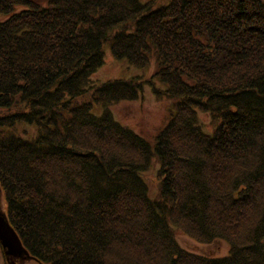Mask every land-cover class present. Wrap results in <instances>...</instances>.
I'll list each match as a JSON object with an SVG mask.
<instances>
[{
	"label": "trees",
	"instance_id": "1",
	"mask_svg": "<svg viewBox=\"0 0 264 264\" xmlns=\"http://www.w3.org/2000/svg\"><path fill=\"white\" fill-rule=\"evenodd\" d=\"M104 45L137 67L155 62L165 87H150L174 110L152 143L109 108L139 98L144 80L91 82ZM1 111L0 200L30 256L16 260L264 264L262 0H0ZM198 111L218 122L212 133ZM175 229L229 252H189Z\"/></svg>",
	"mask_w": 264,
	"mask_h": 264
},
{
	"label": "rangeland",
	"instance_id": "2",
	"mask_svg": "<svg viewBox=\"0 0 264 264\" xmlns=\"http://www.w3.org/2000/svg\"><path fill=\"white\" fill-rule=\"evenodd\" d=\"M146 1V0H142ZM264 3V0H262ZM104 62L103 64L90 76L91 82H102L111 78H129V77H139L144 80L142 92L136 100L120 101L110 105V110L114 118L123 125L128 126L137 134L143 136L150 143H152V138L158 129H161L167 119L170 117L173 107V101L165 96H156L153 93L152 87H150V82H153L158 88H164V84L155 76L153 73L155 71V62L151 60V63L146 67H137L135 65L129 64L125 59H116L111 56L109 47L104 45ZM146 79L148 81H146ZM97 113L101 111L98 108ZM6 111H1L3 114ZM198 122L202 129L206 132L212 133L215 125L218 124L210 113L204 111H198ZM11 130L25 138H32L36 134V127L32 124L27 123H17ZM159 164L157 161H152L150 168L143 172V177L148 185V194L150 197H154L158 192L159 178L157 176V169ZM1 194V191H0ZM5 213V212H4ZM141 232V229H136V233ZM124 234V233H123ZM174 235L178 244L185 250L198 253L202 255H207L210 257H220L228 254L229 246L228 243L223 239H214L209 243H202L189 235L185 234L179 229L174 230ZM127 237V236H124ZM123 238V237H122ZM129 240L131 237H128ZM124 239V238H123ZM140 241V240H138ZM134 242V241H132ZM129 243V242H128ZM127 244V243H126ZM138 247L137 243L133 244ZM128 253H131L133 258H139V255L134 254L136 249L128 244ZM144 248L139 247L138 253L143 251ZM136 255V256H135ZM141 258V257H140ZM17 264H38L32 260L22 261L15 260ZM0 264H10L6 259L4 252L2 251V245L0 244Z\"/></svg>",
	"mask_w": 264,
	"mask_h": 264
},
{
	"label": "water",
	"instance_id": "3",
	"mask_svg": "<svg viewBox=\"0 0 264 264\" xmlns=\"http://www.w3.org/2000/svg\"><path fill=\"white\" fill-rule=\"evenodd\" d=\"M0 244L6 259L24 257L30 259L28 251L24 248L21 241L18 239L14 230L11 228L9 222L6 219V215L3 210V206L0 200ZM22 260V259H21ZM33 260V259H31ZM23 261V260H22ZM11 264V263H10ZM38 264H42L38 262Z\"/></svg>",
	"mask_w": 264,
	"mask_h": 264
}]
</instances>
